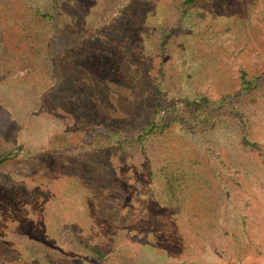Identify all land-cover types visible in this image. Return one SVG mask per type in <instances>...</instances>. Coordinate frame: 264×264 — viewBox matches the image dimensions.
<instances>
[{
    "label": "rangeland",
    "instance_id": "obj_1",
    "mask_svg": "<svg viewBox=\"0 0 264 264\" xmlns=\"http://www.w3.org/2000/svg\"><path fill=\"white\" fill-rule=\"evenodd\" d=\"M263 75L264 0H0V264H264Z\"/></svg>",
    "mask_w": 264,
    "mask_h": 264
},
{
    "label": "crops",
    "instance_id": "obj_2",
    "mask_svg": "<svg viewBox=\"0 0 264 264\" xmlns=\"http://www.w3.org/2000/svg\"><path fill=\"white\" fill-rule=\"evenodd\" d=\"M184 1V0H183ZM219 7H215L212 9L213 13H217L218 14V9ZM220 10L222 13H225L232 17L235 18V16H237V14H239V10L238 7L236 6H227L225 7L224 5L222 7H220ZM215 13V14H216ZM233 23H236L238 25V21L234 22V20L232 21ZM231 23V24H233ZM228 30L229 28H225L222 30V33L227 34L228 38H225L223 35L221 36V42L227 40H230V35H228ZM189 34L191 35L193 32L192 30L188 31ZM186 43L191 44L192 43V39H186L185 41ZM211 61V69L214 68V70L211 71V77H216V79L221 76V78L218 79V82H221V94L217 97L211 96V98L215 99H221L222 97H224L225 95L229 94V92L236 90L239 87V84L241 82V77H245V71L240 68V63L242 64L244 62V55L242 54V49L240 48V46L235 45V44H228V46H225V48H223V50H221V55H215L213 59L210 60ZM194 66H193V62L189 61L186 63L185 67H184V74L187 80H184V83L186 82H190L191 83V78L190 76L192 75ZM182 74V73H181ZM233 79V85L237 87L231 90V77ZM258 76V75H257ZM255 76V77H257ZM189 77V78H188ZM239 78V79H237ZM213 81V78H212ZM213 83V82H212ZM200 95V94H199ZM199 95H196L192 98V96H185V97H181L182 99H187V100H194L197 97H199ZM203 95V93H202ZM205 96V95H204ZM206 98H208L207 96H205Z\"/></svg>",
    "mask_w": 264,
    "mask_h": 264
},
{
    "label": "trees",
    "instance_id": "obj_3",
    "mask_svg": "<svg viewBox=\"0 0 264 264\" xmlns=\"http://www.w3.org/2000/svg\"><path fill=\"white\" fill-rule=\"evenodd\" d=\"M194 1L195 0H184L183 2L185 4H187V3H193ZM257 78H259V77H257ZM244 83L246 84V82H244ZM244 83H243L242 86L245 87V84ZM231 98H232V95H230V96L227 95V96L224 97V101H228ZM157 100H158V102H157V104H158L159 103V99H157ZM186 106H187V108H191V107L194 106L195 108H199V109L203 108V110H205L206 109L205 107H207L208 109H210V107L213 106V104L212 103H208L205 98H201L200 97L196 101H186ZM158 107L159 108L161 107V112H162L161 122H165V125L167 124L166 123L167 122V117H172L174 119L176 118L173 115V113L171 112V110L164 109V107L162 105H158ZM153 125H154V123L152 121H150V125L148 127L144 128V129H140V130H138V132H135L134 134L136 135V139L138 140V139L142 138L146 134V132L150 130V127H152ZM103 128H104V126H103ZM94 129H95V127H94ZM77 241H78V243L82 244L85 249H87L88 251H90L97 259H102L103 253H102L101 249H99L98 247H95V246L90 245L83 238H79Z\"/></svg>",
    "mask_w": 264,
    "mask_h": 264
}]
</instances>
